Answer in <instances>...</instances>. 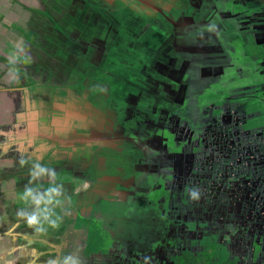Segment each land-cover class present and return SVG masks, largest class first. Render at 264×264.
<instances>
[{
  "label": "flooded vegetation",
  "instance_id": "obj_1",
  "mask_svg": "<svg viewBox=\"0 0 264 264\" xmlns=\"http://www.w3.org/2000/svg\"><path fill=\"white\" fill-rule=\"evenodd\" d=\"M169 1L159 7L169 19L153 22L158 43H146L150 56L139 52L132 63L141 71L120 95L92 80L109 107L95 113L110 127L72 151L82 185L53 246L42 243L44 264L66 256L77 264H264V120L252 122L264 115L262 9L249 0ZM106 30L113 59L136 53L128 44L115 50V30ZM124 200L154 208L153 234L143 243L106 236V245L90 233L108 224L95 213Z\"/></svg>",
  "mask_w": 264,
  "mask_h": 264
},
{
  "label": "crops",
  "instance_id": "obj_2",
  "mask_svg": "<svg viewBox=\"0 0 264 264\" xmlns=\"http://www.w3.org/2000/svg\"><path fill=\"white\" fill-rule=\"evenodd\" d=\"M40 4L24 6L27 20L33 18L27 22L30 26L2 22L0 16V25L7 30L0 35V264H44L49 254L42 243L52 244L48 242L71 214L82 185L83 175L71 162L76 158L72 151L77 143L101 140L100 129L110 127L105 114L95 113L107 114L103 109L109 107L96 96L101 91L92 80L98 66L113 65L114 53L108 49L112 39L106 30L112 31L113 25H101L98 32V23L90 16L91 10L98 13L97 7L72 6L69 16L78 23L68 21L63 29H54L44 0ZM33 14L41 19L34 20ZM85 35L89 37L81 39ZM36 162L54 170L55 178L33 179ZM50 187L60 188L54 198L59 203L49 205L57 226L45 223V230L38 232L18 212L35 207L22 198L26 188L43 195Z\"/></svg>",
  "mask_w": 264,
  "mask_h": 264
},
{
  "label": "rangeland",
  "instance_id": "obj_3",
  "mask_svg": "<svg viewBox=\"0 0 264 264\" xmlns=\"http://www.w3.org/2000/svg\"><path fill=\"white\" fill-rule=\"evenodd\" d=\"M70 1L73 2L71 5L68 3V0H44L45 13L47 14L49 23L54 29H63L65 26L64 22L69 21L78 23V21H73L69 16L72 6V9H74V6L88 8L97 7V14H93L94 12L92 10L90 12L89 10L90 16L95 18L98 23L97 30L100 29L102 24L113 25V30H115L116 33L115 41H113L115 50L116 48L121 49L122 46H124L123 44H128L131 46V50L136 51V53H130L128 60H125L127 57L122 53L121 57H114V59L119 61H115L113 59V65H106L104 63L97 68L99 71L96 75L99 80H103L105 84L109 85V92H111L112 95L119 96L122 89H125L124 85L127 84V79L130 77L132 79V72L139 69V62L132 63L134 59L138 58L139 52L141 51V53L143 52V55L146 53L150 56L146 43H149V46L151 47L158 43L159 38H157L158 36L156 34L157 27L156 25L153 26V22H156L155 17H159V21L163 23V19H169L168 15L161 11L159 7L168 9V3L170 1L168 0L167 3H162L165 2L162 0V2H160L161 4H159L160 6L158 5L159 0H157V4L154 0ZM40 2L41 0H0V16H2L1 21H15L19 24V26L26 27L27 22L30 20V23H32L33 18L27 20L29 16L27 15L26 9L24 10V6L33 5L34 7H41L42 4H40ZM249 3L262 9V13L259 15L260 18L258 21L260 23V30L264 35V0H249ZM111 9H114V11H111ZM156 10L160 13L155 12ZM40 11H43V8H41ZM33 15L34 20H36V18L37 20L41 19L37 15ZM86 22L91 23V20L84 19L83 23ZM27 25L30 26V24ZM6 34L7 30H5L4 27L2 28L0 25V35L5 36ZM88 37V35H85L82 36L81 39H87ZM143 59L149 60L147 57ZM124 60L125 62H123ZM129 65L130 68H132L130 70V76L125 77V68ZM141 68L142 65L140 64V71ZM100 70H102V72H100ZM136 74H138V71ZM263 120L264 115L252 118V122L254 123ZM152 210H154V208L152 206H148L146 202H143V206L141 207L132 206L128 200H124L119 204L114 203L112 207H108V210L103 209L101 214L95 213L98 215V218H102L104 221L107 220V227L96 225L93 229H90V233L93 236L95 235L94 237L104 238L106 245L109 243L106 236L117 239L119 235L127 237L129 242L143 243L141 238L150 239V236L153 234V225L151 223L153 218L149 213ZM92 235L91 237H93ZM138 236H140V238Z\"/></svg>",
  "mask_w": 264,
  "mask_h": 264
},
{
  "label": "clouds",
  "instance_id": "obj_4",
  "mask_svg": "<svg viewBox=\"0 0 264 264\" xmlns=\"http://www.w3.org/2000/svg\"><path fill=\"white\" fill-rule=\"evenodd\" d=\"M31 175L33 179L47 175L49 178H55V171L49 168H46L41 165V163L36 162L32 166ZM60 195L59 187H50L46 193L43 195L36 192L33 188H26L23 199L30 200L31 203L35 206L31 211L21 210L18 212V215L25 219L29 226L35 227L38 232L44 231L43 225L48 223L51 227H56V221L51 219L53 215V209L49 205L59 203L58 200L54 201V198ZM190 195L193 199L198 198L199 192L193 190ZM43 205V207H41ZM51 264H58L57 261H52ZM59 264H77V261L72 256H66Z\"/></svg>",
  "mask_w": 264,
  "mask_h": 264
}]
</instances>
